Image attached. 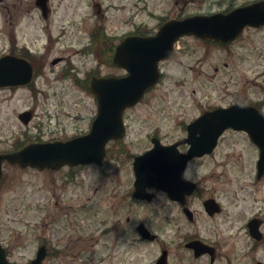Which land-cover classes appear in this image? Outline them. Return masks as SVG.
<instances>
[{
	"label": "rangeland",
	"instance_id": "374dc122",
	"mask_svg": "<svg viewBox=\"0 0 264 264\" xmlns=\"http://www.w3.org/2000/svg\"><path fill=\"white\" fill-rule=\"evenodd\" d=\"M220 1L51 0L54 12L49 20L35 18L19 22L8 18V8L12 7L0 3V54L10 49L14 35L20 45H28L35 55L44 58L47 66L45 73L34 81L39 93L33 94L28 87L0 88V152L54 136L68 139L89 129L96 103L91 92L78 82L97 70L102 75L126 73L112 63L107 64L106 56L99 53L102 45L91 42L90 34L98 26L105 29L106 39L117 45L133 32L154 34L162 18L216 12L221 9ZM89 47L93 50L87 51ZM177 48L175 57L161 64L162 82L146 95L143 103L126 113V155L122 156V162L110 163L111 171L121 175L122 185L118 189L126 188L131 158L151 147L147 137L157 127L174 125L181 115L191 116L196 99H209L208 102L215 104L219 98L227 104L231 93H235L264 100V81L259 78L264 74V29L249 31L242 40L227 47L186 37L179 41ZM58 57L69 59L51 65ZM227 80H232V84H224ZM31 109L35 111V119L25 127L18 115ZM219 158L221 162H213V171L222 176H213L207 186L209 190H217V197L229 207L230 214H239V218L235 223L233 219L226 220L225 215L213 221L201 218L202 224L199 221L191 228L212 241L223 242L224 258L217 264H226L228 258L244 253L242 260L234 264H251L254 259L264 261V241L254 248L255 242L242 226V220L254 214L264 218V181H257L254 174L257 149L247 137L228 134L216 154V159ZM69 180L66 170L39 172L4 165L0 185V243L9 261L28 264L35 258L38 247L45 244L48 250L59 253L47 257L43 264H151L150 245L138 246L129 262L120 258L103 259L94 253L97 239H101L99 230L103 228L96 224L97 219L90 211L113 188L106 186L109 181L99 177L94 165L78 170ZM97 187L100 192L95 196ZM233 193L239 196L236 214L230 203ZM82 205L88 208L82 209ZM155 205L156 202L149 207L148 218ZM77 209H80L79 215L75 214ZM61 210L63 213L58 218ZM104 217L103 210L99 220ZM180 222L187 223L184 217ZM240 227L243 234L239 233ZM199 264L210 262L203 258Z\"/></svg>",
	"mask_w": 264,
	"mask_h": 264
},
{
	"label": "flooded vegetation",
	"instance_id": "af4514ba",
	"mask_svg": "<svg viewBox=\"0 0 264 264\" xmlns=\"http://www.w3.org/2000/svg\"><path fill=\"white\" fill-rule=\"evenodd\" d=\"M225 1L228 3L224 4ZM229 1L230 0H221V9L217 10L215 13L222 12L226 14L238 7L249 5L261 0H248L242 4L231 3ZM0 3L12 7L11 10L8 8V18L18 22L22 21L23 19L33 20L35 18L47 21L51 18L54 12V9L51 5V0H0ZM212 13H205L202 15H211ZM5 16L7 17L6 14ZM15 28L16 24L14 26V30ZM262 29H264V26L259 28L246 26L237 40L228 44L216 43L210 40H201L195 37L191 38L203 43L230 46L231 44L242 40L247 32L260 31ZM6 54L25 58L29 61H31L32 56H34L33 50L26 44L20 45L17 38L15 49H12L11 47L8 51H6ZM174 57L175 54L171 59ZM66 61L67 59H65V62ZM224 65L226 67L228 66L226 63ZM216 71H218V69H216ZM97 74V76L100 75L99 72H97ZM259 78L264 81V74L260 75ZM224 84L230 85L232 84V80H227L224 82ZM229 98L230 102L227 104L221 102L219 98H217V103L215 104L208 102L209 99H205V101L196 99V103L193 104V110H195V112H193L194 114L192 113L191 116L181 115L177 117L174 125L166 126L164 128L157 127L152 132V136L149 137V142L153 143V139L158 138L163 146L175 144L177 146V152L174 154L178 156L176 160L179 164V157L188 153L192 142L195 144L196 139H204L206 133L216 131L222 123V119L215 115H209L202 119L204 116H206V114H211L218 109H227L236 105H244L246 107L255 108L264 115V100H254L247 96L240 94L238 95L235 93H231ZM200 119L202 120L199 121ZM248 122L250 123V120ZM190 131L194 132L195 135L190 137V142H186ZM85 133L86 131H83L79 134L83 135ZM170 133H174L176 135L171 136ZM228 134L247 135L249 142L256 149H258V147L251 141L246 131L236 130L231 127L227 128L223 132L216 148L212 153L205 154L200 157L194 156L187 163L182 177L184 180L191 182L195 186V189L192 194H186V199L184 200L183 205L179 200H173L164 188L150 189L149 193L152 194L150 200L136 197L134 194L135 174L132 160L128 162V174L126 175L125 184L126 188L118 189L117 187H121L122 185L121 175L120 172L118 173L117 171H111L112 169L110 167V163H119L123 161L122 156H125L126 152H121L120 147L123 145V143H127L123 142L124 140L109 141L107 144V155L103 164L101 166L93 164L94 166H97L99 177L107 178L109 181L106 186H112L113 188L108 194L100 197L98 204L95 205V208H91L90 211L92 216L97 219L96 224L103 228L99 230L101 239H97V248L94 249V253L103 259L107 258L108 260L116 261V258H120L124 262H129L131 256H135V249L138 246L150 245L148 254L151 253L152 255L151 264H158L162 258H165V261L161 264H199V261L203 258L207 259L210 264H217L221 258H224L222 241L215 242L210 240L207 236L203 237L194 229H192L191 226L194 228L196 223H199L201 218H206L210 221H213L215 218L225 215L226 220L228 218L230 220L233 219L234 223L237 222L239 218V214L237 216L230 214L228 211L229 207L217 197V190H209L207 186V182L211 180L213 176H216L217 178H221L222 176L221 174H217L215 171H213V162H221L222 159H216V154L221 146L222 141H224L226 135ZM64 139L66 138L54 136L49 138V141ZM216 165L220 166L218 163H216ZM80 169H82V166L75 168H64V170L68 172H74ZM178 169L179 165L176 167V172H178ZM166 170L168 171L169 169L167 168ZM47 172L53 171L47 170ZM159 174L161 176L165 174L164 167L159 169ZM257 181H264V176L260 179L257 178ZM240 191L241 188L238 193H240ZM99 192L100 187H97L93 193L96 196ZM238 197V194L233 193V199L230 201V203L235 207L233 209L235 214L239 207ZM212 198L216 199L220 204L221 212L211 214L206 210L204 203L206 200ZM164 201H166V204ZM155 202L156 205L155 207H152L153 210H151V217L148 218L146 211ZM81 208L86 209L88 206L82 205ZM103 210L106 217L99 220V214H101ZM62 213L63 211L61 210L58 218H61ZM75 214L79 215L80 209H77ZM181 217L185 218L187 222L186 225L180 222ZM253 217L259 218L253 215L250 218H247L245 221L242 217H240V219H243L242 226L244 224L246 229L245 231H247L249 234L250 240L255 241L254 239H251V234L248 230V222ZM58 218L55 219L57 222L59 221ZM262 221V228L264 229V218ZM142 224L150 232L148 238H142L141 236L139 227ZM97 228L98 227H96V229ZM239 229V233L243 234V227H240ZM210 235L213 236L214 233ZM194 241H200L205 245V248H214L215 253L212 255L206 253L201 256H197L195 250L190 245ZM180 242H182L181 245L179 244ZM58 253L59 251L48 250V258L52 255H58ZM84 256H87V253ZM238 256L236 260L239 259ZM234 259L235 258L227 259L226 264H233ZM91 261L93 262L94 260Z\"/></svg>",
	"mask_w": 264,
	"mask_h": 264
},
{
	"label": "water",
	"instance_id": "95a60500",
	"mask_svg": "<svg viewBox=\"0 0 264 264\" xmlns=\"http://www.w3.org/2000/svg\"><path fill=\"white\" fill-rule=\"evenodd\" d=\"M264 24V2L240 8L228 15L218 14L209 17H190L181 21H169L153 37H128L117 48L115 63L126 68L130 75L122 78L93 79L91 90L97 94L100 112L99 118L94 123L89 135L75 138L67 143H36L24 147L19 151L0 155V179L2 176V164L7 160L22 167L31 166L38 169H59L65 164L79 165L91 162H100L105 154V144L109 139L120 138L123 135L122 115L128 106H134L144 95L146 90L157 83L160 74L158 63L168 58L173 52L174 43L184 35H196L200 38H209L217 41L229 42L236 38L244 26H260ZM26 62L15 58L0 60V86L19 85L27 83L31 79L32 71L26 67ZM243 111L250 112L254 121L247 126L238 125L244 117ZM223 118L229 120L222 127L247 128L249 134L262 149V161H264V123L262 116L253 110L246 108H231L218 112ZM27 124L31 118L30 113L20 116ZM112 126V129H110ZM219 131V130H218ZM217 132V131H216ZM221 133L210 132L203 139L202 146L193 147L194 155H203L211 152L216 145ZM156 146L152 151L137 158V196H145L149 186H163L171 194L172 187L161 184L158 177V154L161 149ZM165 149V148H164ZM170 149V148H168ZM191 156V157H192ZM186 161V160H185ZM263 163H260L262 165ZM160 183V184H159ZM159 184V185H158ZM178 198V196H174ZM212 209V206H209ZM216 208L213 207V210ZM141 232L146 235L144 228ZM46 251L45 247L39 248L37 258L30 264H43ZM0 264L9 263L6 259V251L0 246Z\"/></svg>",
	"mask_w": 264,
	"mask_h": 264
}]
</instances>
